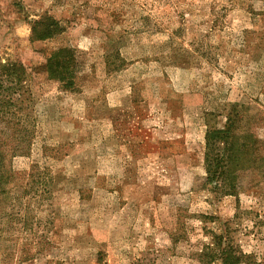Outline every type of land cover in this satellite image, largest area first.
<instances>
[{"label": "rangeland", "instance_id": "1", "mask_svg": "<svg viewBox=\"0 0 264 264\" xmlns=\"http://www.w3.org/2000/svg\"><path fill=\"white\" fill-rule=\"evenodd\" d=\"M262 31L264 0H0V73L24 66L31 117L11 165L37 181L0 192V264H222L198 256L222 233L264 264V181L223 195L204 162L235 108L264 141ZM62 48L75 91L48 77Z\"/></svg>", "mask_w": 264, "mask_h": 264}, {"label": "trees", "instance_id": "2", "mask_svg": "<svg viewBox=\"0 0 264 264\" xmlns=\"http://www.w3.org/2000/svg\"><path fill=\"white\" fill-rule=\"evenodd\" d=\"M51 22L37 23L46 26L34 32L39 40L53 36ZM55 25V24H54ZM37 30V31H36ZM259 41L264 49V31L259 34ZM259 45V46H261ZM77 61L70 49H59L47 62V73L65 91H75L77 87ZM27 80L26 69L21 64L5 65L0 73V192L7 194L15 179L27 180L33 185L37 183L33 174L15 171L11 160L17 154H28L31 138L26 131L31 117L22 112L13 97L19 96V102H25L28 90L24 84ZM6 83L7 87H2ZM14 95V96H13ZM231 112L222 128L208 127L205 134L204 162L207 184L214 191H222L223 195H237L240 190L241 175L246 172L256 173L259 180L264 181V141L259 139L250 129L241 131L238 126V115ZM37 168V167H35ZM28 176V177H27ZM35 188V186H34ZM27 191V190H24ZM200 262L206 263L209 257L222 264H256L250 262V256L240 249L234 248L230 238L225 234L213 235L212 242L201 250Z\"/></svg>", "mask_w": 264, "mask_h": 264}]
</instances>
